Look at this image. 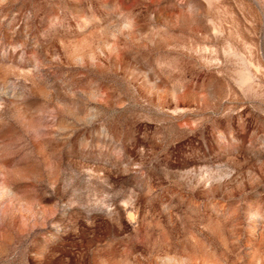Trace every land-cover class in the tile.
<instances>
[{
    "label": "rangeland",
    "instance_id": "1",
    "mask_svg": "<svg viewBox=\"0 0 264 264\" xmlns=\"http://www.w3.org/2000/svg\"><path fill=\"white\" fill-rule=\"evenodd\" d=\"M0 264H264V0H0Z\"/></svg>",
    "mask_w": 264,
    "mask_h": 264
}]
</instances>
